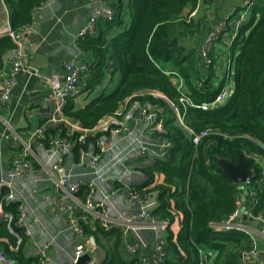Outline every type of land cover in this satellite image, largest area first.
Segmentation results:
<instances>
[{
    "label": "trees",
    "instance_id": "1",
    "mask_svg": "<svg viewBox=\"0 0 264 264\" xmlns=\"http://www.w3.org/2000/svg\"><path fill=\"white\" fill-rule=\"evenodd\" d=\"M47 0H4L9 23L14 31L30 25L33 13ZM200 0H118L115 17L99 19L96 36L77 40L84 60L89 63L82 77L83 89L92 90L104 84L108 73L120 82L111 92H103L83 107L68 98L64 116L93 130L102 119L113 116L119 104L140 90H158L184 113L185 124L196 132L212 134L196 147L191 138L177 126V116L167 101L154 96L133 99L167 111L165 134L173 147L152 166L139 169L146 182L137 187L144 196H154L158 207L154 215L169 222L166 231L168 255L164 264H244V255L253 247L246 230L217 229L212 225L226 222L237 210L241 186L251 197L253 214H264V0L242 7L248 18L239 28L231 47L233 71L225 82L233 83V94L224 104L204 111L180 104L181 93L163 70L178 72L185 80L187 95L196 104L211 102L222 90L213 82L214 64L205 72L200 68L197 49L173 46L174 39L202 34L199 23L191 17ZM189 14H185L186 9ZM232 29V28H231ZM11 37L0 38V72L5 57L16 51ZM81 81V79H80ZM44 121L39 126H42ZM66 131L48 128L45 141ZM96 133L89 140H96ZM76 138L73 137L74 144ZM76 145V151H78ZM243 161L254 170L247 184L232 183L218 162ZM3 189L0 203L7 217L0 221V251L15 264H40L28 253L29 238L17 224L20 202L7 201ZM80 225L86 236L98 241L103 253L101 264H143L123 251L120 229L106 232L89 215ZM176 226V227H175ZM212 253L202 262V252Z\"/></svg>",
    "mask_w": 264,
    "mask_h": 264
},
{
    "label": "built area",
    "instance_id": "2",
    "mask_svg": "<svg viewBox=\"0 0 264 264\" xmlns=\"http://www.w3.org/2000/svg\"><path fill=\"white\" fill-rule=\"evenodd\" d=\"M254 1L250 0L246 6L252 5ZM0 2L4 3V0H0ZM248 13L249 10L242 9L238 19L232 20L228 18L217 29L215 28L210 32L203 46L206 67L210 68L213 64L210 52H212L216 43L229 34L231 28L238 32L239 28L248 18ZM114 17L115 11L113 8H104L95 12L88 25L81 30L77 40L84 39L87 36H96V25L99 19L105 18L111 21ZM36 27L35 21L19 31L12 30L9 21L5 25H0V38L9 36L18 47L16 51L12 52L13 69L2 82L0 105H5L12 99L14 89L18 84V75L25 74L30 79L43 80L50 86L51 90L46 99L47 101H55L59 105V114L49 119L42 126L35 128L31 133V140L28 143L23 142V154L12 160L10 168L7 171L8 178L14 180L35 172L33 157H36L34 150V143H36L44 153V168L53 174V180L60 195L59 201L63 213L73 216L76 215L77 209H82V212L91 216L94 221H97L104 231L110 232L115 229L122 231L123 251L127 256L137 257L143 264H164L168 255L166 238L162 237L158 239L154 246L153 255L147 257L145 250L148 244L140 233L141 230L145 229L166 233L169 227V222L160 220L154 215V210L158 207L156 197L141 195L135 189L141 187V185L135 188L122 186L124 177H121L117 181L111 177L120 167L125 166L127 159L130 157L137 159L153 158L156 161L167 155L173 147L171 140L166 136L156 135L155 131H153L156 122L159 121L161 123L165 120V110L144 106L136 112L132 123L126 121L118 123L117 119L121 115V106L113 116L102 119L93 130L85 129L80 122L66 118L62 109H65L68 98L76 99L81 94L80 79L82 73L87 70V65L80 63L77 56L68 59L64 63L67 76L61 85L56 84L52 76L30 67L25 61L26 53L23 49L22 41L23 35L34 32ZM79 64L80 66H78ZM167 74L171 75V77L174 76V73L171 72H167ZM228 79L229 76L224 78L222 90L213 101L202 104L194 103L191 98L186 96L187 94L184 92L182 85L176 83L175 86L181 93L179 102L185 109L193 107L204 111L224 104L231 98L234 88L233 83L225 82ZM152 94L161 95L156 92ZM166 101L177 114L181 120L180 124L184 127L183 121L185 116L181 112L180 106H176L168 99ZM51 125L63 131L65 130L67 137L55 136L46 142L44 137L45 132ZM187 131L188 136L196 147L212 134L211 129L196 132L188 126ZM96 133L106 134L103 142L92 143L89 140L90 136ZM76 134L77 138L74 144L73 137L75 138ZM76 145H78V151H76ZM75 155L78 157V162L73 161ZM9 187L12 188L10 184ZM38 194V191H34V195ZM124 196L129 202L137 204V209L130 215H124L121 209H119L118 200ZM249 196L250 198L254 197V192L249 190ZM7 197L13 201L18 200L13 192ZM50 200L51 195L45 194L42 196L43 202H49ZM239 206L240 202L238 201L236 212L226 222L216 223L212 226L217 229L243 230V227L236 224V220L240 216ZM20 211L21 215L17 225L25 229L27 236H31V228L24 224L26 223L27 216L22 206L20 207ZM139 222H146L147 226H140L137 224ZM71 227L74 232L83 238L79 244L74 246L72 257L68 264H77L78 260L87 254L91 256L89 264H101L94 257L98 249L95 237L87 236L86 238L84 230L78 222L72 223ZM130 235L133 237V242L129 239ZM53 245L54 241H48L38 246L36 256L39 258L40 264H62L55 259L52 253ZM202 253V262L205 263L207 258H211L212 253ZM258 256L256 249L252 248L244 255L243 263L258 264ZM0 263L15 264L13 260L8 259L1 251Z\"/></svg>",
    "mask_w": 264,
    "mask_h": 264
},
{
    "label": "crops",
    "instance_id": "3",
    "mask_svg": "<svg viewBox=\"0 0 264 264\" xmlns=\"http://www.w3.org/2000/svg\"><path fill=\"white\" fill-rule=\"evenodd\" d=\"M212 1V5L206 8L207 14L210 15L207 22L202 20L201 17L203 16L200 15L201 10L205 9V6L203 8L201 7V5H204L202 4V0H200L198 8L192 13L189 8L185 11L186 15L189 13L192 15L194 14L191 17L196 23H199L202 28V34L200 36L196 35L198 37L191 36L185 38L184 41L185 43L187 42V44L184 47L188 50L197 49L200 68L205 72H208L207 70L209 68L206 67L201 54L200 45H196V42L205 34L220 26L226 19H238L240 16L239 13L242 10L241 8L245 7L250 2V0H210V3ZM117 2L118 0H47L42 7L36 9L33 13V21H35L37 25L36 30L23 35L22 43L26 53V63L30 66V62L37 54L44 55L49 61V69L35 70L52 76L53 80L58 85H61L67 76L64 63L68 59L77 56L80 63L87 65L89 68V63L84 60L85 57H83L81 50L76 44L77 37L81 30L88 25L95 12L103 10L104 8H114ZM8 21V10L5 3L0 2V25H5ZM236 34L237 32L232 28L229 34L224 36L218 44L216 43L217 46L215 45L216 47L214 46L212 52H210L213 64L215 63L216 76L213 82L217 87H219L221 83L224 84L226 75H231L233 71V61L231 60L230 53ZM200 44H202V40ZM12 52L14 51H10L6 55L5 67L0 72V91L2 90L3 80L7 78L13 69ZM163 71L165 74H167V72L174 73V76L171 77L170 75L173 85H176V83L182 85L184 92L187 94L188 88L186 87L185 80L178 72L171 71V69H165ZM84 73L85 71L82 73V76ZM119 82L120 77L112 79L108 73L102 86L92 90H84L81 77V94L74 101L76 107H83L89 104L103 92L113 91ZM50 90V86L43 80L35 78L30 79L28 75L19 74L18 84L14 89L12 99L7 104L0 105V196L3 189H7L9 192L7 195L13 192L18 199L13 201L6 197L7 201H21L20 207H23L27 216L26 223L24 224L32 230V235L28 236V253L30 255H36L40 244L54 241L52 253L55 259L59 263L68 264L71 260L74 246L79 244L83 238L72 230L71 225L74 222L80 224L81 221H86L87 215L82 212V209H77L75 212L76 215L73 216H69V214L61 211V203L59 201L60 195L56 188L55 181L53 180V174L43 166V150L34 143L36 156L33 157V162L35 163L34 173L14 180H10L7 174L12 160L23 154V142L28 143L31 140L32 131L39 127L42 121L45 123L59 114V105L55 101H47L46 99ZM94 92L97 93L96 97L91 100L90 95ZM154 92L160 93L161 95L152 94ZM139 95H154V97L157 96V98L161 97L165 100L167 99L166 96L158 90H140L119 104L118 109L121 106L122 108L121 115H119L117 119L118 123L124 121L132 123V119L136 112L144 106L157 108L139 100L133 101V99ZM63 111L64 109H62V112ZM166 121L167 111H165V120L161 123L159 121L156 122V126L153 129L156 135L166 136ZM180 122L181 120L177 116L175 124L188 135L185 121H183L185 129ZM49 128L58 129L52 125ZM58 130L63 131L61 129ZM105 137L106 134L103 133L100 134L96 140L91 141L92 143H97L99 141L103 142ZM73 161L78 162V157L76 155ZM154 163L155 159L153 158L137 159L135 157H130L127 159L125 166L120 167V169L114 172L111 178L117 181L121 177H124L122 186L126 188H135L146 182L144 174L139 169L152 166ZM9 184L12 188L9 187ZM34 191H38L39 194L34 195ZM45 194L51 195V200L49 202L42 201V196ZM239 202L240 216L236 220V224L243 227V229L251 235L254 241L252 248H255L259 255L258 264H264V214L256 216L253 214L249 189L246 186H241L240 188ZM118 203L119 209H121L124 215H130L137 209V204L129 202L125 196L119 198ZM5 217H7V214L4 211L3 204L0 203V221ZM137 224L140 226H147L146 222H139ZM140 233L148 244L145 254L147 257H151L154 252L156 241L162 237H166V233L150 229L141 230ZM84 236L87 238L85 234ZM129 239L133 242L132 235H130ZM97 246L98 249L94 257L101 263L103 253L100 250L98 241ZM204 253H206V251Z\"/></svg>",
    "mask_w": 264,
    "mask_h": 264
},
{
    "label": "water",
    "instance_id": "4",
    "mask_svg": "<svg viewBox=\"0 0 264 264\" xmlns=\"http://www.w3.org/2000/svg\"><path fill=\"white\" fill-rule=\"evenodd\" d=\"M171 45L178 46V40L174 39ZM30 66L34 69L48 70L49 61L44 55L37 54L30 62ZM78 66H80V64ZM218 164L224 170L229 180L234 184H247L255 176L254 170L250 169L248 164L243 161L235 164L226 159H221ZM90 261L91 256L87 254L82 256L77 264H89Z\"/></svg>",
    "mask_w": 264,
    "mask_h": 264
},
{
    "label": "rangeland",
    "instance_id": "5",
    "mask_svg": "<svg viewBox=\"0 0 264 264\" xmlns=\"http://www.w3.org/2000/svg\"><path fill=\"white\" fill-rule=\"evenodd\" d=\"M210 0H202V4H204V5H201V7L203 8L204 6H205V9L203 10H201V12H200V15H202L203 17H201V19L202 20H204L205 22H207V19L209 18V14H207V7L208 6H211L212 5V3H213V1L210 3ZM199 18V17H198ZM217 29V28H216ZM214 30V29H213ZM209 34H210V32L209 33H207V34H205L203 37H201L197 42H196V45H200V48H201V54H202V57H203V59H204V61H205V57L203 56V46H204V43H205V41L207 40V38H208V36H209ZM178 40V39H177ZM201 40H202V44H200L201 43ZM179 41V45H183V46H186V44H187V42L185 43V41H180V40H178ZM218 44V43H217ZM217 46V45H216ZM215 46V47H216ZM227 61H228V59H227ZM96 92H94L93 94H91L90 95V97H91V100L93 99V98H95L96 97Z\"/></svg>",
    "mask_w": 264,
    "mask_h": 264
}]
</instances>
